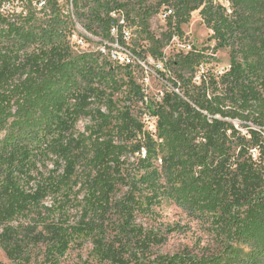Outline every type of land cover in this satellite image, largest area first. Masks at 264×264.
<instances>
[{
    "label": "trees",
    "instance_id": "obj_1",
    "mask_svg": "<svg viewBox=\"0 0 264 264\" xmlns=\"http://www.w3.org/2000/svg\"><path fill=\"white\" fill-rule=\"evenodd\" d=\"M74 6L75 19L56 0L43 12L0 16V248L7 258L61 264L90 244L97 264H264V0ZM112 12L138 30L132 48ZM195 12L214 46L167 56ZM160 15L165 24L155 33ZM77 22L136 61L160 63L168 85L162 99L137 83L138 63L76 50L73 36L91 41ZM221 49L230 57L222 72L212 66ZM82 120L90 122L84 132ZM73 195L75 222L65 212ZM164 201L208 225L218 248L153 257L162 239L138 218Z\"/></svg>",
    "mask_w": 264,
    "mask_h": 264
},
{
    "label": "rangeland",
    "instance_id": "obj_2",
    "mask_svg": "<svg viewBox=\"0 0 264 264\" xmlns=\"http://www.w3.org/2000/svg\"><path fill=\"white\" fill-rule=\"evenodd\" d=\"M164 24L162 15L155 17L152 22V30L155 33H161ZM136 30L135 27H127L130 37H128L126 42L130 48H132V39L137 36L138 30ZM183 31L185 37L182 42L175 38L166 47L165 53L167 56H171L179 50L187 52L192 46H196L200 49L208 46L213 47L215 44L211 41L212 32L203 23L199 12H195L192 15L190 23L183 26ZM77 32L79 34L88 35L91 41L86 42L78 35L73 36L72 44L76 50L85 52L105 50L111 56L114 52L120 51L116 42H110L109 40L102 41L100 37L91 36L80 23L78 24ZM117 33V30L112 31L115 39H117ZM216 57L217 62L213 63L212 66H214L217 71L222 72L229 68L230 57L228 50H219ZM160 71H163L162 65L151 58H148L145 62L141 61L139 67H136L134 71L137 83L142 86L149 98H153L156 101H160L168 89V85L161 79ZM139 108H142L141 105L137 106V109ZM144 121L146 122V127L150 130L155 128L154 119L145 117ZM89 124V120H82L79 122L78 128L81 132H84ZM72 200V203L68 205L65 212L71 219V222H75L80 216V211L75 195H73ZM138 222L148 231L152 230L162 239L160 244L152 247L153 257L158 255H173L185 250L202 254L208 253V251H215L218 248L216 238L208 225L189 217L180 208L169 201H164L159 207H156L151 215L139 217ZM92 249L93 247L90 244L85 245L82 249L73 248L62 259L61 264H81L83 262L97 264L92 255ZM0 262L3 264H15L7 258L5 252L1 248Z\"/></svg>",
    "mask_w": 264,
    "mask_h": 264
},
{
    "label": "built area",
    "instance_id": "obj_3",
    "mask_svg": "<svg viewBox=\"0 0 264 264\" xmlns=\"http://www.w3.org/2000/svg\"><path fill=\"white\" fill-rule=\"evenodd\" d=\"M57 4L62 11L66 15L72 16L74 19L75 16V6L74 0H56ZM51 0H0V16L7 18H15L18 16H26L30 10H36L37 12H43L48 9ZM111 16L118 17L120 19L119 24L123 26V33L125 39L127 40L130 37L129 31H127V27L124 21L123 13L121 12L119 15H116L115 12L111 13ZM166 15H163L165 18ZM77 22V27H78ZM118 31L117 27L112 28L111 31ZM119 52H114L112 54V59L119 62L120 64H141V61H136L133 55L125 49H120Z\"/></svg>",
    "mask_w": 264,
    "mask_h": 264
}]
</instances>
